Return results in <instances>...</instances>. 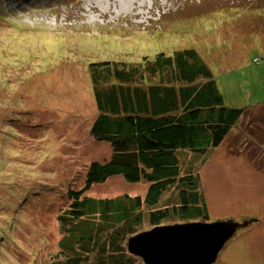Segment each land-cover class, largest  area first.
Segmentation results:
<instances>
[{"label":"rangeland","instance_id":"obj_1","mask_svg":"<svg viewBox=\"0 0 264 264\" xmlns=\"http://www.w3.org/2000/svg\"><path fill=\"white\" fill-rule=\"evenodd\" d=\"M180 48H195L209 64L225 107L263 106L264 0H0V238L8 232L18 247L0 245V264L65 259L57 217L71 200L59 187H81L84 169L112 155L85 132L96 114L86 65L152 60ZM210 148L175 151L181 175L191 165L200 177L203 222L257 220L237 229L212 264H264V109L245 113ZM16 175L27 179L21 191L14 188ZM148 186L115 175L85 196L144 197ZM6 202L15 204L9 217ZM178 220L161 224L185 222ZM141 226L152 228L146 218ZM134 257L131 264H145Z\"/></svg>","mask_w":264,"mask_h":264},{"label":"trees","instance_id":"obj_2","mask_svg":"<svg viewBox=\"0 0 264 264\" xmlns=\"http://www.w3.org/2000/svg\"><path fill=\"white\" fill-rule=\"evenodd\" d=\"M97 29L107 32L103 25ZM200 56L195 48H180L170 55L158 52L152 60L144 56L140 62L86 65L94 76L90 85L96 114L85 132L105 142L112 155L105 163L92 161L84 169L81 187L72 189L68 183L59 187L66 189L71 204L57 217L62 234L58 246L65 259L51 264H131L136 257L128 253L126 241L140 231L145 218L153 227L166 225L161 223L172 217L185 222H203L207 217L200 177L191 165L181 175L175 151L203 153L217 147L245 113L258 114L264 104L255 110L225 107L212 69ZM115 175L131 183L145 181L149 185L146 195L85 196L92 185ZM15 180V190L24 189L27 179L16 175ZM2 204L7 212L3 216H11L8 208L15 204ZM9 239L8 232L0 238L4 250L18 248ZM238 256L247 261L246 255Z\"/></svg>","mask_w":264,"mask_h":264},{"label":"water","instance_id":"obj_3","mask_svg":"<svg viewBox=\"0 0 264 264\" xmlns=\"http://www.w3.org/2000/svg\"><path fill=\"white\" fill-rule=\"evenodd\" d=\"M248 221H190L153 226L126 241L129 254L145 264H212L237 229Z\"/></svg>","mask_w":264,"mask_h":264},{"label":"bare ground","instance_id":"obj_4","mask_svg":"<svg viewBox=\"0 0 264 264\" xmlns=\"http://www.w3.org/2000/svg\"><path fill=\"white\" fill-rule=\"evenodd\" d=\"M11 5L12 6H14V7H12V8H15V6H18V5H13L12 3H11ZM57 6H56V8H55V6L54 7H48V9L50 10V11H52V10H57ZM14 10V9H13ZM125 10V5H123V6H121V8H120V11H124ZM57 25V24H56ZM8 258H11V259H13V256L10 254L9 256H8Z\"/></svg>","mask_w":264,"mask_h":264},{"label":"clouds","instance_id":"obj_5","mask_svg":"<svg viewBox=\"0 0 264 264\" xmlns=\"http://www.w3.org/2000/svg\"><path fill=\"white\" fill-rule=\"evenodd\" d=\"M142 59H143V58H142ZM139 62H140V61H139ZM255 62L258 63V62H259L258 59H255ZM91 89H92V88H91ZM91 97H92V101H93L92 91H91ZM93 106H95L94 101H93ZM63 158H65V157H63ZM58 166H63V165H61V164H57V167H58Z\"/></svg>","mask_w":264,"mask_h":264}]
</instances>
